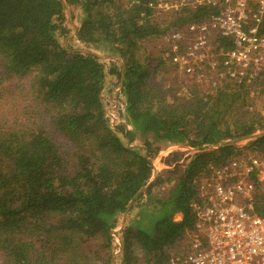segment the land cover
<instances>
[{"label": "trees", "instance_id": "1", "mask_svg": "<svg viewBox=\"0 0 264 264\" xmlns=\"http://www.w3.org/2000/svg\"><path fill=\"white\" fill-rule=\"evenodd\" d=\"M118 4L0 0V81L31 78L34 122L0 119V264H169L193 227L190 203L206 167L264 151V135L233 145L264 130V115L247 99L263 97L260 88L226 81L204 96L191 83L179 98L170 94L176 75L163 90L152 82L161 57L136 58L143 41L200 22L206 9L153 17ZM68 35L77 47L60 43ZM114 77L123 123L104 109ZM158 142L195 152L184 164L174 152L162 159L169 168L154 172ZM172 181L160 197L157 189ZM254 207L264 216L262 196Z\"/></svg>", "mask_w": 264, "mask_h": 264}, {"label": "built area", "instance_id": "2", "mask_svg": "<svg viewBox=\"0 0 264 264\" xmlns=\"http://www.w3.org/2000/svg\"><path fill=\"white\" fill-rule=\"evenodd\" d=\"M127 1L153 17L206 9L200 22L171 28L157 39L164 53L161 58L178 65L201 89L214 90L226 81L246 84L264 79V0ZM119 89L117 84L110 91ZM107 115L111 123L116 121L115 114ZM263 133L257 130L233 145L238 150L248 147ZM176 149L178 145L168 144L158 151L157 163L151 162L154 172L169 168L162 159ZM194 189L190 203L194 224L169 264H264V216L254 207L256 195L264 200V151L246 149L220 166L209 164Z\"/></svg>", "mask_w": 264, "mask_h": 264}, {"label": "rangeland", "instance_id": "3", "mask_svg": "<svg viewBox=\"0 0 264 264\" xmlns=\"http://www.w3.org/2000/svg\"><path fill=\"white\" fill-rule=\"evenodd\" d=\"M127 2H128L127 0H118V3H119L118 6L120 5L122 10L128 11L132 7L129 6ZM113 12L117 13L116 11H113ZM181 28L182 27L178 29H181ZM71 35L70 36L68 35L66 38H63L62 41H60V43H62L63 45L69 46L70 48L77 47L78 44L72 40ZM158 44L159 43L157 41L154 42L153 40H149V39H147L146 41H143V43L140 44L141 46L140 49L137 50L136 58L139 60H145V59L152 60L154 58H158V57L160 58L161 56L164 55V53L161 54L162 51H160L161 48L157 46ZM152 47H155V48L153 49ZM95 53L102 56V58L104 59H108V57H110L107 55V53H103L101 50ZM118 62L120 61L118 60ZM155 63L156 62H151L152 66H154ZM180 71L181 69L178 65L171 64L168 60H164L163 67H161L160 70L157 71L156 73H153L152 82L155 85H159V87L163 90V88H167L166 86H164V83L165 85L167 84V81L170 79V76L173 75L175 77L176 75L175 77L177 79L176 85H175L176 90L174 92H170V94H174L175 96L181 98L180 96L183 97L188 94L187 88L191 87V83H196V82L193 78H188L184 76ZM30 82H31L30 77H24V78L9 77L6 80L0 81V119L3 120V117H5L7 118L8 123L12 124L13 122L12 120H14V118H17L16 120L17 123H22V124L26 123L25 120L30 117L29 116L30 113L28 111L29 105L33 104V100L27 96L31 94V91L28 89V85L30 84ZM111 82L113 86L118 84L115 77L111 78ZM254 86L260 88V90H262V92L264 93V79H256V80H252L246 83L247 88H250V87L253 88ZM169 88H173V86L171 85ZM106 91L103 93V100H104V105H105L104 109H106V113L108 114L110 112V114L111 113L115 114V117H114L116 120L115 122L123 123V118L121 117L123 113V109L121 108L122 107L121 96H115L114 95L115 93L111 92L110 89ZM210 91L211 90H206V89L199 90L198 89V91L195 92V94L206 96ZM247 99H249L250 101L252 100L251 102L252 109L259 110L261 111V114L264 115V95L263 97L259 98V100L255 98V95H252V97L250 98L248 97ZM112 104H114L113 108L111 107ZM117 113H119V115H117ZM43 121H44L43 118H39L37 122L40 125L42 124ZM27 122L32 123L33 119L29 118ZM137 144H139V142H136V141L133 142V145H137ZM155 146H158L159 148L162 149L166 145L162 146L158 142L156 143ZM185 147L187 146L178 145V149H176V150H179L178 153L181 155L179 158V162L182 161L183 164L192 154L190 150L185 149ZM156 163H157V160L156 158H154V160L152 161V164H156ZM173 182L174 181L166 183L163 187L157 189L158 190L157 194L160 197L167 196V193L170 190L171 186L173 185ZM174 218L175 220H180V216H175ZM117 262H118V259H115L114 264H117Z\"/></svg>", "mask_w": 264, "mask_h": 264}]
</instances>
